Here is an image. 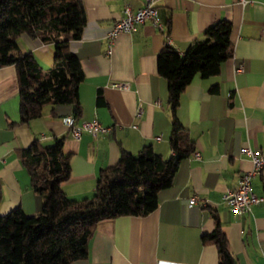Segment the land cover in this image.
<instances>
[{
	"label": "crops",
	"instance_id": "obj_1",
	"mask_svg": "<svg viewBox=\"0 0 264 264\" xmlns=\"http://www.w3.org/2000/svg\"><path fill=\"white\" fill-rule=\"evenodd\" d=\"M82 2L86 20L79 38L68 44L83 72L78 117L69 104H47L39 116L21 121L16 70L0 67V215L15 207L34 215L42 208V196L32 188L19 156L34 140L49 145L63 137L70 177L61 189L70 200L91 196L99 171L114 165L122 151L137 154L149 145L171 157L173 117L157 53L165 42L183 53L209 25L225 19L231 23L232 57L215 75L195 74L178 99L176 118L194 149L180 161L170 185L158 192L154 210L98 221L87 256L71 264H222L216 246L201 241L216 224L235 264H264V201L239 215L222 201L252 166L242 149L264 154V0H158L161 27L137 23L116 36L110 53L107 33L115 18L125 5L135 11L142 1ZM18 46L32 52L43 69L52 66L51 44L21 34ZM214 84L216 93L209 90ZM98 90L102 103L96 101ZM66 116L76 123L96 119L108 131L95 136L84 131L76 140L63 121ZM251 188L264 197V167L253 175ZM193 196L196 202L189 205Z\"/></svg>",
	"mask_w": 264,
	"mask_h": 264
},
{
	"label": "trees",
	"instance_id": "obj_2",
	"mask_svg": "<svg viewBox=\"0 0 264 264\" xmlns=\"http://www.w3.org/2000/svg\"><path fill=\"white\" fill-rule=\"evenodd\" d=\"M85 20L82 0H0V67L13 65L16 70L21 121L39 116L47 104H69L74 117L80 115L78 86L83 72L68 44L79 38ZM230 29L228 20H218L183 53L168 42L157 53V72L166 80L173 117L171 157L164 158L149 145L137 154L122 151L114 165L99 171L91 196L70 200L61 189L70 177V155L63 152V137L49 145L34 140L20 150L31 186L42 196V208L34 215H26L19 207L0 215V264H71L87 256L98 221L143 216L156 208L158 192L170 185L178 164L194 149L176 118L179 96L195 74L215 75L221 63L232 57ZM21 34L53 46L49 69H43L32 52L20 50ZM209 90L216 93L218 85ZM96 101L104 102L99 90ZM201 241L216 246L222 264H235L218 224Z\"/></svg>",
	"mask_w": 264,
	"mask_h": 264
},
{
	"label": "built area",
	"instance_id": "obj_3",
	"mask_svg": "<svg viewBox=\"0 0 264 264\" xmlns=\"http://www.w3.org/2000/svg\"><path fill=\"white\" fill-rule=\"evenodd\" d=\"M142 6L133 11L128 5H125L122 14L115 18L108 33V48L107 53L111 51V44L119 33L131 32L137 23L149 21L152 25L161 27L157 14L156 3L158 0H141ZM118 87H127L126 83L116 84ZM69 129L70 136L78 140L84 131L96 135L98 133H106L108 127L103 126L98 120H83L76 123L73 116H66L63 119ZM242 152L249 156L251 168L242 172L235 187L226 190L222 196V201L229 205L236 214L249 212L253 204L264 201V197L255 194L251 188V179L262 167H264V154L258 150L251 148H243ZM196 157H199L197 151L194 152ZM196 202V197H191L188 204Z\"/></svg>",
	"mask_w": 264,
	"mask_h": 264
}]
</instances>
